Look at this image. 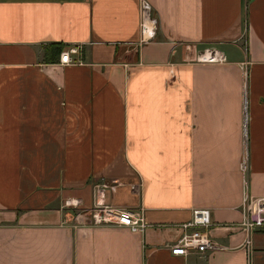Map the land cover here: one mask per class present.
I'll use <instances>...</instances> for the list:
<instances>
[{"label": "crops", "instance_id": "crops-1", "mask_svg": "<svg viewBox=\"0 0 264 264\" xmlns=\"http://www.w3.org/2000/svg\"><path fill=\"white\" fill-rule=\"evenodd\" d=\"M147 1L140 41L139 0H0V264H264V0ZM112 179L141 234L63 210ZM194 206L215 245L171 254Z\"/></svg>", "mask_w": 264, "mask_h": 264}, {"label": "built area", "instance_id": "built-area-1", "mask_svg": "<svg viewBox=\"0 0 264 264\" xmlns=\"http://www.w3.org/2000/svg\"><path fill=\"white\" fill-rule=\"evenodd\" d=\"M157 28V17L151 11L147 0H139L138 6V29L140 41L151 40L155 36ZM77 51L76 47H68L59 52L58 60L68 62L69 53ZM195 59L197 61L215 62L221 61L223 55L215 48H203L198 50ZM240 168L244 169L242 162ZM114 179L101 180L95 185L92 194V202L88 207L80 205V200L74 197H67L63 201L66 208L72 209V219L82 220L88 218L93 225H116L124 226L129 231L141 234L151 224L147 221L143 211L139 207H124L110 205L104 202L102 194L107 187L112 188ZM131 187H136L132 184ZM246 196H242L241 206H245ZM211 224L210 211L206 206H194L190 209V216L187 220L179 223L180 234L167 247L171 254L186 255L188 253H202L212 248L215 243L208 234L206 228ZM239 224L247 232L250 229L264 225V219H252L244 213Z\"/></svg>", "mask_w": 264, "mask_h": 264}, {"label": "trees", "instance_id": "trees-1", "mask_svg": "<svg viewBox=\"0 0 264 264\" xmlns=\"http://www.w3.org/2000/svg\"><path fill=\"white\" fill-rule=\"evenodd\" d=\"M62 49V44L59 42H52L50 51H53L55 53H58ZM44 59H47L46 50L44 51Z\"/></svg>", "mask_w": 264, "mask_h": 264}, {"label": "rangeland", "instance_id": "rangeland-1", "mask_svg": "<svg viewBox=\"0 0 264 264\" xmlns=\"http://www.w3.org/2000/svg\"><path fill=\"white\" fill-rule=\"evenodd\" d=\"M64 207H65V206H64ZM64 207H63V210L68 211V212H70L71 214L73 213V210H72V209H69V208H66V207L64 208Z\"/></svg>", "mask_w": 264, "mask_h": 264}]
</instances>
